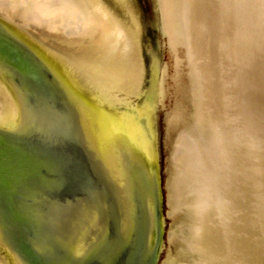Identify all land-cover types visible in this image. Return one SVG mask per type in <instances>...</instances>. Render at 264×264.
I'll return each mask as SVG.
<instances>
[{
    "label": "bare ground",
    "instance_id": "bare-ground-1",
    "mask_svg": "<svg viewBox=\"0 0 264 264\" xmlns=\"http://www.w3.org/2000/svg\"><path fill=\"white\" fill-rule=\"evenodd\" d=\"M161 5L191 107L170 152L168 204L179 218L170 236L178 247L164 264H264V0ZM0 17L61 73L73 72L68 79L91 87L85 94L77 83L100 118L119 114L111 105L131 109L132 117L120 113L121 120L150 147L152 108L163 102L166 71L160 79L134 0H0ZM20 21L39 29L25 31ZM3 99L0 121H9L14 111ZM120 177L124 187L126 175ZM0 264L15 262L0 250Z\"/></svg>",
    "mask_w": 264,
    "mask_h": 264
},
{
    "label": "water",
    "instance_id": "water-1",
    "mask_svg": "<svg viewBox=\"0 0 264 264\" xmlns=\"http://www.w3.org/2000/svg\"><path fill=\"white\" fill-rule=\"evenodd\" d=\"M155 6L170 49L161 0ZM19 27L39 29L23 21ZM20 32L0 17V96L14 111L0 121V250L15 264H161L164 193L155 121L161 103L152 108L147 149L121 120L120 113L132 117L131 109L111 105L119 114L100 118L101 109L77 89L81 83L86 94L91 87L68 79L73 72L61 73Z\"/></svg>",
    "mask_w": 264,
    "mask_h": 264
},
{
    "label": "rangeland",
    "instance_id": "rangeland-1",
    "mask_svg": "<svg viewBox=\"0 0 264 264\" xmlns=\"http://www.w3.org/2000/svg\"><path fill=\"white\" fill-rule=\"evenodd\" d=\"M134 2L136 10L143 20L142 23L147 32L150 49L153 51L154 60L158 63L160 75L166 71L164 78V88L166 90L164 95L166 97L164 96L163 102L161 103L162 105H159L160 107L155 109L156 132H158L156 133L157 147L160 156L164 193V250L161 256V264H164V262L171 261L174 258L178 247L177 240L170 236L173 226H175L179 218L171 214L170 205L168 204L167 181L170 176L169 172L171 168L169 156L177 131L189 120L191 107L186 98L185 84L187 83V78L184 71L185 67L182 65L179 69L176 67V64H174L175 60L170 52L167 40L161 33L160 17L155 8V0H134ZM174 70L179 72L180 75ZM170 78H172V80ZM173 78H175V80Z\"/></svg>",
    "mask_w": 264,
    "mask_h": 264
}]
</instances>
